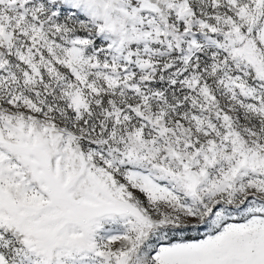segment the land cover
I'll return each instance as SVG.
<instances>
[{
	"label": "snow or ice",
	"instance_id": "6c2138e0",
	"mask_svg": "<svg viewBox=\"0 0 264 264\" xmlns=\"http://www.w3.org/2000/svg\"><path fill=\"white\" fill-rule=\"evenodd\" d=\"M0 264H264V0H0Z\"/></svg>",
	"mask_w": 264,
	"mask_h": 264
}]
</instances>
